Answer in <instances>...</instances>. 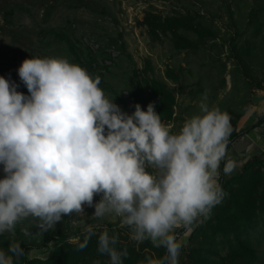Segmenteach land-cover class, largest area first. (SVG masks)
Here are the masks:
<instances>
[{
    "label": "clouds",
    "instance_id": "clouds-1",
    "mask_svg": "<svg viewBox=\"0 0 264 264\" xmlns=\"http://www.w3.org/2000/svg\"><path fill=\"white\" fill-rule=\"evenodd\" d=\"M18 75L27 95L0 76V235L29 218L43 232L54 230L65 216H84L87 205L93 219L119 217L132 240L165 249L147 264H179L185 241L177 230L187 237L210 218L227 195L221 164L224 175L238 167L228 155L230 115L204 94L199 113L173 132L153 103L122 111L99 76L67 58L25 59ZM94 235L88 225L78 249ZM117 241L106 228L98 236L109 264L128 256ZM8 253L0 250V264H13L24 250L13 244Z\"/></svg>",
    "mask_w": 264,
    "mask_h": 264
},
{
    "label": "rangeland",
    "instance_id": "rangeland-1",
    "mask_svg": "<svg viewBox=\"0 0 264 264\" xmlns=\"http://www.w3.org/2000/svg\"><path fill=\"white\" fill-rule=\"evenodd\" d=\"M12 8L14 13L6 17ZM186 13L197 15L198 23L215 34L199 38L186 28L172 32L156 18ZM182 36L198 44L178 47L175 39ZM31 57L67 58L93 77L99 76V87L107 98H114L128 114L133 112L139 82L145 86L146 77L165 80L175 91L177 104L174 119L162 123L173 132L199 113L204 94L210 106L230 115L233 131L247 128L264 115V86H260L264 85V0H0V76L15 82L17 90L26 95L18 68ZM169 69L178 81L169 77ZM252 156L234 157L242 165L226 177L240 172ZM3 176L0 166V178ZM99 199V195L94 197L95 202ZM94 211L85 205L84 216H65L47 232L33 218L24 220L14 232L0 235V250L8 253L10 245L48 239V245L26 250L29 258H47L57 242L54 234L64 226L84 231L88 225L100 229L117 223L121 242L145 252L148 258H160L164 248L147 240L137 243L130 238V229L120 226L119 217L93 219ZM177 231L178 238L185 241L179 264H225L222 257L226 264H233L237 254L232 234L192 231L184 237L183 229ZM242 237L249 239L255 254L238 259L264 264V214Z\"/></svg>",
    "mask_w": 264,
    "mask_h": 264
},
{
    "label": "trees",
    "instance_id": "trees-1",
    "mask_svg": "<svg viewBox=\"0 0 264 264\" xmlns=\"http://www.w3.org/2000/svg\"><path fill=\"white\" fill-rule=\"evenodd\" d=\"M14 11V8L10 9L5 16L9 17ZM156 18L164 29L172 32L178 28H186L196 32L199 38L215 34L209 27H204L201 23H198L197 15L195 16L192 13L168 15L166 17L157 15ZM175 41L176 45L182 48L198 44V41L188 36H182V39H175ZM169 70V77L178 81V76L175 75L174 70ZM145 82V86L139 82L136 90H134L133 112L136 104H140L141 108L146 111L148 104L153 103L155 111L161 117V121L173 120L177 104L175 91L165 80L157 77H146ZM260 86L263 87L264 85ZM263 122L264 115L243 130L235 129L231 134L228 149L238 138ZM222 170L223 163L221 164L219 183L227 195L221 204L213 208L210 218L195 227L193 233H206L212 230L216 235L221 232L224 235L232 234L235 238V251L237 254L232 263L248 264L247 260L241 261L238 258L241 256L244 257L243 259H247L248 256H254L255 254V248L249 239L243 238L242 235L245 229H250L255 220L264 214V151L261 155H253L245 162L242 170L231 177H226ZM105 228L110 236L116 235L118 237L119 232H121L117 223H110L100 229L94 228L96 235L92 236L86 248L79 250L78 245L83 240L84 231L64 226L62 231L54 234L57 242L47 258H29L26 255V250L33 246L48 245V239L32 244L21 243L19 245L23 248L24 255L18 259L13 256V264H96V262L109 264L110 258L108 255L101 254L97 250L98 236ZM114 247L118 251L127 250L128 256L122 258L123 264H143V261L148 259L145 252L128 247L126 243L120 241L119 237ZM147 254L151 253L147 252ZM164 254L165 250L162 251L160 257ZM221 262L226 264L225 257H222Z\"/></svg>",
    "mask_w": 264,
    "mask_h": 264
},
{
    "label": "crops",
    "instance_id": "crops-1",
    "mask_svg": "<svg viewBox=\"0 0 264 264\" xmlns=\"http://www.w3.org/2000/svg\"><path fill=\"white\" fill-rule=\"evenodd\" d=\"M262 116H259L258 119ZM263 146L264 122L254 127L251 131L247 132L246 136L244 135L238 138L228 149V155L233 159L234 157H239L238 159H240V157L245 154L249 157L251 153H253V155L261 153L264 150ZM258 150H260V152ZM238 164L242 165V162L241 164Z\"/></svg>",
    "mask_w": 264,
    "mask_h": 264
}]
</instances>
